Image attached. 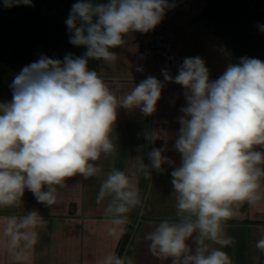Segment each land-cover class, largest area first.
Segmentation results:
<instances>
[{
	"label": "clouds",
	"instance_id": "clouds-1",
	"mask_svg": "<svg viewBox=\"0 0 264 264\" xmlns=\"http://www.w3.org/2000/svg\"><path fill=\"white\" fill-rule=\"evenodd\" d=\"M32 4L3 0L5 8ZM175 7L176 0L72 4L65 21L69 43L83 47V54L69 53L63 59L41 54L14 74L11 100L0 102V206L16 204L27 190L51 207L58 188L70 178L99 177L102 156L118 150V110L152 116L162 90L175 83L185 100L172 146L179 164L166 155L168 135L146 131L147 143L137 149L140 170L163 174L165 165L172 168L175 219L162 220L145 239L154 256L171 258L172 264H231L222 250L233 242L224 234V223L245 203L264 201V61L240 57L213 80L202 57H184L175 74L162 69V81L149 75L121 96L88 66L90 60L115 63L120 56L115 49L124 47L130 34L153 31ZM257 27L264 31V25ZM136 71L143 67L137 65ZM157 139L163 140L161 147L152 146ZM106 198L105 213L114 224L124 223L126 214L142 204L135 176L115 168L101 182L97 203ZM41 222L31 210L21 226ZM35 240L33 232L31 242ZM255 247L264 253V235ZM100 264L134 261L109 253Z\"/></svg>",
	"mask_w": 264,
	"mask_h": 264
},
{
	"label": "crops",
	"instance_id": "crops-1",
	"mask_svg": "<svg viewBox=\"0 0 264 264\" xmlns=\"http://www.w3.org/2000/svg\"><path fill=\"white\" fill-rule=\"evenodd\" d=\"M170 28L176 33V36L179 34L172 28L171 24ZM138 38L135 40V46ZM6 68L12 71V69ZM105 68L103 62L97 73L105 78L117 96L127 93L134 83L141 81L140 79H134V71V75L111 76L101 74V71ZM13 76L14 74L11 72L0 68V102L11 100L10 84ZM184 104L182 87L175 83H169L162 90L161 99L157 104V111L152 116L143 117L138 110L134 112H128L124 109L118 110L115 126L118 150L107 158L102 156L98 162L102 165V174L89 180H83L80 177L70 178L65 187L58 188L56 203L46 209L53 214L64 216L69 222V228L68 226L67 230L57 228L54 230L53 238L50 239V231L46 230L43 217H39L42 221L40 229H38L40 224L38 223L34 226H22L20 230L19 227L11 223L10 218L2 219V222H0V264H46L47 255L50 253L57 254L61 264H100V261L109 253L129 257L134 261V264H172L171 258L164 259L154 256L149 251V242L145 239L147 233L152 231L159 222L164 219H175V200L170 194L171 167L165 165L166 171L163 174L156 173V178L161 181L162 185L158 187V190L153 191L149 208L147 211L145 210L144 219L140 224L135 223L136 208L126 214L127 218L124 223H111L110 218L105 213L108 199L106 198L98 204L97 196L101 182L107 173L115 168L130 176H135L140 198L142 199L146 169L140 170L138 168L137 155L140 153L137 149L138 146L147 143L144 139L146 131H154L158 137L168 135L170 137L169 151L166 155L172 158L177 165L179 164V154L172 150V146L174 143L173 137L180 127L177 122V118L181 114L179 109ZM151 122L152 124L156 123V126L153 128L148 126ZM162 145L163 140L157 139L152 146L161 147ZM150 147L144 152V162L146 164L149 163L146 151L150 150ZM32 196L33 194L26 190L18 204H22L25 197L28 201ZM243 206L250 217L264 213V201L255 206H250L247 203ZM242 211L239 208L236 214L237 212L241 214ZM241 219L243 218L239 215H234L224 223V234L233 241L231 245L226 246L227 248L230 247L228 256L231 264L234 262V247L232 245L234 242L239 243V239L241 241L244 239V234L238 236L237 232L234 233V220ZM245 226L244 231L247 228ZM33 232L36 233L35 243L31 242ZM38 233L39 237L42 238L38 239ZM216 246L219 247V245ZM193 247H195L194 244Z\"/></svg>",
	"mask_w": 264,
	"mask_h": 264
},
{
	"label": "rangeland",
	"instance_id": "rangeland-1",
	"mask_svg": "<svg viewBox=\"0 0 264 264\" xmlns=\"http://www.w3.org/2000/svg\"><path fill=\"white\" fill-rule=\"evenodd\" d=\"M223 1H228L230 4L233 3L231 8L228 7L224 9L225 12L220 9L223 3L219 1H214L215 3H211L212 5L210 6V0H176V7L167 11L164 17V20L169 23V25L171 24L172 28L179 33L176 36L178 42L177 50L182 60L184 57H202L206 62V66L210 69L211 79L218 78L224 71L227 63L234 61V54H236L233 45L234 38H243L246 36V32L240 31L237 25L239 22L235 24L236 28L234 27V17H248V12H253V4L248 1L241 2V16L234 12V0ZM75 2L76 0H33L32 6L21 5L18 7L5 8L3 7V0H0V17H16V20L18 18V21H21L23 29L26 26V30L22 33L18 34L16 31L15 32L21 42V49H23L25 43L30 45V57L32 61H36L41 54L60 59H63V57L69 53L75 56H81L85 49L83 47H75L69 43V32L65 24L69 15V13H67V8L69 5L72 6ZM99 2H106V0H99ZM257 6L259 9H264V4L260 3L259 5L257 2ZM203 12L207 17H216V19H220V28L225 29V33L221 34L220 31L219 33L215 28L214 22H211L210 19L196 20V17H202L201 15ZM168 14H171V16L169 17ZM252 16L255 17L254 15ZM225 17L228 18L226 19ZM8 23H14L13 25H15L14 21H8ZM8 23L2 26L6 25L8 28L13 26ZM9 34L12 36V31H10ZM140 34L141 33L138 32L130 34V36L126 38L128 41L127 44L122 48L115 49V51L120 54L118 60L112 64L104 62L106 68L101 71V74L111 76H121L124 74L134 75L132 63L136 52L135 40ZM254 36H256V34H254ZM259 37L264 38V31H260ZM244 48L245 46H243L242 50H244ZM251 54V57L254 58L255 54ZM258 56V59L264 61V59H262L264 57L260 54H258ZM247 57L250 56L248 55ZM239 58L240 56L235 62H238ZM102 63L103 61L90 60L88 66L90 69L92 68L95 71H99ZM12 71H14L13 73H18L16 70L12 69ZM175 73L176 71L173 72V74ZM155 124L151 122L148 126L153 128L156 126ZM156 176V172L153 171L152 174H150V170L146 169L144 174V192L141 199L142 204L136 208L137 216L140 214V210L143 209L147 211L153 191L155 192V190H158V187L162 185L161 181H159ZM48 208L49 207H45L38 203L34 196L28 201L25 197L22 204H18L17 202L11 206H0V222H2V219L10 218L12 221L11 223L19 227L20 230V227H22V218L25 217L29 211L36 210L39 217L44 218L45 228L47 231H50V239H52L54 230L57 228L67 230L69 222L62 215L53 214L50 211L48 212L46 210ZM240 208L243 210L242 213L240 214L237 212L235 215H239L243 219L234 220V233L237 232L238 236L244 234V239L243 241L239 239V243L234 242L232 245L234 247V262L232 264H259L261 251L255 247V244L256 241L264 235V226L258 224L262 222L264 213L255 214L258 216L250 217V214H248L244 206ZM155 214L161 215L158 213ZM141 219L138 220L137 224H140ZM41 226L40 223L38 229H40ZM244 226L247 227L245 231ZM10 232L12 233V231ZM39 238L42 237H39L38 233V239ZM229 248L230 247L227 248L225 246L222 250L229 254ZM60 262L57 254L50 253L47 255L46 264H61Z\"/></svg>",
	"mask_w": 264,
	"mask_h": 264
},
{
	"label": "trees",
	"instance_id": "trees-1",
	"mask_svg": "<svg viewBox=\"0 0 264 264\" xmlns=\"http://www.w3.org/2000/svg\"><path fill=\"white\" fill-rule=\"evenodd\" d=\"M214 1L217 2L219 1L223 3L222 7H220V9H222L223 11L228 7L231 8V5L233 4V3L230 4V2L228 1L224 2L223 0H210V6L212 5L211 3H215ZM246 1L253 4L252 11L256 13L248 12V17H234V27L236 28L235 24L239 22L237 25L239 26L240 31L246 32V36H244L243 38L242 37L234 38L233 45L236 50V54H234V61H233L234 63L239 56L244 57L249 55L251 57L252 56L251 53L255 54L254 58H258L259 57L258 54L264 57V38L259 37L260 30L257 27L259 24L260 25L264 24V9L263 8L259 9L257 6V2L259 3V5L260 3L264 4V0H256L257 2L255 0H234V12H236L237 15L239 16L242 15L240 12L241 5L243 2ZM67 9H68L67 13H70L71 5H69ZM252 15H254L255 17H253ZM201 16L202 17H196V20L210 19L211 22H214L215 28L218 32L220 31L221 34L225 33V29L220 28V24H219L220 19H216V17H209V16L207 17V15L204 14V12L202 13ZM225 18L227 19L228 17ZM8 21L9 22L14 21L15 25H13L14 23L13 24L8 23ZM7 23L13 26L8 28L6 26ZM3 24L6 25L2 26ZM24 30H26V26L23 29V27L21 26V21H18V18L16 20V17H0V68L7 72H11L12 74H16V73H13V71L7 69L6 67L16 70L19 73L24 66L33 62L30 57L31 55L30 45L28 43H25L23 49H21V42L19 40V37L16 36L17 33L18 34L22 33ZM10 31H12L13 33L12 36L9 34ZM254 34H256V36H254ZM243 46H245L244 50H242ZM91 70L94 69L91 68ZM96 72L98 71L96 70ZM258 224L264 225V221ZM259 260H260L259 264H264V253L261 252Z\"/></svg>",
	"mask_w": 264,
	"mask_h": 264
},
{
	"label": "built area",
	"instance_id": "built-area-1",
	"mask_svg": "<svg viewBox=\"0 0 264 264\" xmlns=\"http://www.w3.org/2000/svg\"><path fill=\"white\" fill-rule=\"evenodd\" d=\"M168 16L170 17L171 14ZM177 43L176 33L172 31L166 21H162L153 31L140 34L132 63L134 79L143 80L152 75L163 80L161 70L165 68L173 73L176 66L182 62V57L177 50ZM137 65L143 67L142 72L136 71ZM144 212L145 210H140V214L136 215L135 223L144 217Z\"/></svg>",
	"mask_w": 264,
	"mask_h": 264
}]
</instances>
